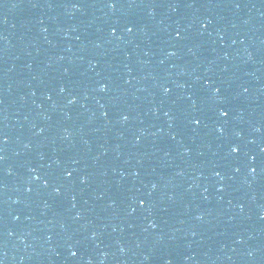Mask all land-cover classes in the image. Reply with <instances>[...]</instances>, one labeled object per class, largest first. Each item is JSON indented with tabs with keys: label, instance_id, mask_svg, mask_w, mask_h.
<instances>
[{
	"label": "water",
	"instance_id": "water-1",
	"mask_svg": "<svg viewBox=\"0 0 264 264\" xmlns=\"http://www.w3.org/2000/svg\"><path fill=\"white\" fill-rule=\"evenodd\" d=\"M0 264H264V0H0Z\"/></svg>",
	"mask_w": 264,
	"mask_h": 264
},
{
	"label": "snow or ice",
	"instance_id": "snow-or-ice-1",
	"mask_svg": "<svg viewBox=\"0 0 264 264\" xmlns=\"http://www.w3.org/2000/svg\"><path fill=\"white\" fill-rule=\"evenodd\" d=\"M129 30H131V29H129ZM223 114L226 115V113H223ZM236 150H237V149L234 147V148H233V151H236ZM69 175H70V173H69ZM141 203H143V201H141ZM72 254L75 255L76 253L73 252Z\"/></svg>",
	"mask_w": 264,
	"mask_h": 264
},
{
	"label": "clouds",
	"instance_id": "clouds-1",
	"mask_svg": "<svg viewBox=\"0 0 264 264\" xmlns=\"http://www.w3.org/2000/svg\"><path fill=\"white\" fill-rule=\"evenodd\" d=\"M101 87H103V86H101Z\"/></svg>",
	"mask_w": 264,
	"mask_h": 264
}]
</instances>
